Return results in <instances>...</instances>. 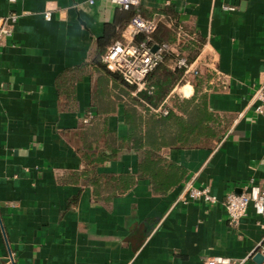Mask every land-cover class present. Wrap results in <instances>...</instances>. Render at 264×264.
Here are the masks:
<instances>
[{
    "label": "crops",
    "instance_id": "crops-1",
    "mask_svg": "<svg viewBox=\"0 0 264 264\" xmlns=\"http://www.w3.org/2000/svg\"><path fill=\"white\" fill-rule=\"evenodd\" d=\"M135 12L159 16L157 43L174 41L178 26L208 41L227 81L211 89L202 67L197 86L166 96L173 119L144 114L155 129L138 142L128 140V86L99 63ZM11 15L13 35L0 46V264L11 254L14 264H255L264 218L251 208L233 228L222 201L264 188L254 98L264 85V0H141L129 11L109 0H0V17ZM196 50L180 46L191 60ZM198 108L221 127L211 119L192 135ZM183 137L198 141L176 144ZM149 151L158 166L141 170ZM188 182L220 201L177 202Z\"/></svg>",
    "mask_w": 264,
    "mask_h": 264
},
{
    "label": "built area",
    "instance_id": "built-area-1",
    "mask_svg": "<svg viewBox=\"0 0 264 264\" xmlns=\"http://www.w3.org/2000/svg\"><path fill=\"white\" fill-rule=\"evenodd\" d=\"M111 4L119 9L129 10L137 8L141 0H109ZM89 4H94L95 0H88ZM224 10L232 11L233 6L223 5ZM45 19H51V13L44 14ZM17 16L0 17V46L13 35L12 24ZM160 25V18L157 15L144 17L137 13L120 31L117 39L107 48L101 57V61L108 71L119 75L122 80L133 87L132 95L140 103V108L144 114L159 118H167L170 115L168 99H164L158 106H154L142 97V94H152L153 85L148 80V76L160 65H165L169 70H182L181 82L191 83L192 78L202 75V67L209 70L212 75L211 85L220 84L225 86L227 81L225 76L215 65V57L210 59L208 54L209 42L199 41L195 34L188 32L182 26H178L175 38L172 42L157 43L154 34ZM194 44L196 46V57L189 60L180 52V46ZM154 48H156L154 50ZM210 59V60H209ZM255 112L264 117V85L255 93ZM93 116L89 114L84 122L89 123ZM203 202L207 204H217L220 200L212 193L210 188H198L191 182L184 185L177 202ZM222 204L227 212L229 225L236 228L242 219L247 216L249 209L264 218V188L257 184H250L241 193H228ZM256 252L264 255V238L257 246ZM247 260H235L224 256H215L206 261V264H246ZM6 264H14L11 254Z\"/></svg>",
    "mask_w": 264,
    "mask_h": 264
},
{
    "label": "trees",
    "instance_id": "trees-1",
    "mask_svg": "<svg viewBox=\"0 0 264 264\" xmlns=\"http://www.w3.org/2000/svg\"><path fill=\"white\" fill-rule=\"evenodd\" d=\"M133 9L135 8H131L129 10H133ZM136 14L137 13L135 12L134 15ZM103 40H106V36H105V39H102L100 41L103 42ZM188 59L191 61L192 58H188ZM99 63H102V62L99 61ZM182 75H183L182 70L170 71L165 65H160L155 71H153L148 76V80L151 81V84L154 87L153 93L152 94L144 93L142 94V97L146 99L152 105L158 106L165 99V97L169 94V92H171L173 86L182 78ZM126 85L128 86V95L130 98L129 102L131 103L130 104L131 108L129 109V115H127V118H126V121L128 125L130 126V135H129L128 140H134V142H138V140H142V139H145L146 137H150V134L153 132L155 127L153 123L152 124L148 123L146 126L144 125V119H143L144 113L140 108V103L138 99L132 95V91L134 90V88L129 86L128 84ZM173 117H174V111L172 110V108H170L169 117L167 118L155 117L154 120L163 122L166 120L173 119ZM211 119L214 121L216 119L215 123L213 124L214 126H216L217 128L218 126L221 127L220 118L218 115L211 116L210 114H208L205 108L196 109L195 112L192 115H190L187 121L190 131L193 132L192 135H195L196 129H199L202 132V130L205 129V126H207L206 122L207 121L210 122ZM95 122H96V119L95 117H93L92 120L89 122V124L86 125L87 128L88 126L89 127L93 126ZM210 123H213V122L211 121ZM210 123H209V127H210ZM143 127H145L144 134H143ZM209 129H212V128H209ZM212 131L214 132V130ZM223 132H224L223 129L220 128L219 131H217L218 137L221 138L223 136ZM177 141L179 142H177L176 144L183 143L184 145H191L197 142L198 140L193 139L192 137H183L181 140L177 139ZM170 143L173 144L174 142L172 143V141H168V142L163 141L161 145H168ZM152 149L155 150L156 148L152 147ZM145 155L148 158L146 159L145 163L141 166V170H142V167L147 163V161L150 164L149 166H147L149 168L150 166L152 167L156 165L158 166L159 160H156V161L151 160V158H153L154 156V153L149 151Z\"/></svg>",
    "mask_w": 264,
    "mask_h": 264
},
{
    "label": "rangeland",
    "instance_id": "rangeland-1",
    "mask_svg": "<svg viewBox=\"0 0 264 264\" xmlns=\"http://www.w3.org/2000/svg\"><path fill=\"white\" fill-rule=\"evenodd\" d=\"M169 70V69H168ZM171 71V70H170ZM198 78V77H197ZM150 83H151V81H150ZM193 83V85H194V83H195V85H196V78H192L191 79V84ZM183 84H186V82H181V79L173 86V88H172V90H175V89H177V88H179V87H182V85ZM197 86V85H196ZM214 87H216L215 85H211L210 86V88L212 89V88H214ZM171 90V91H172ZM177 92V91H176ZM174 93L176 96L178 95V93ZM179 96V95H178ZM167 98V97H166ZM165 98V99H166ZM170 98V97H169ZM168 101H169V99H168ZM168 106H169V108H171V106H170V104L168 103Z\"/></svg>",
    "mask_w": 264,
    "mask_h": 264
},
{
    "label": "water",
    "instance_id": "water-1",
    "mask_svg": "<svg viewBox=\"0 0 264 264\" xmlns=\"http://www.w3.org/2000/svg\"><path fill=\"white\" fill-rule=\"evenodd\" d=\"M156 48H154L155 50ZM253 261L255 262V264H264V255L260 252H257L254 256H253Z\"/></svg>",
    "mask_w": 264,
    "mask_h": 264
}]
</instances>
